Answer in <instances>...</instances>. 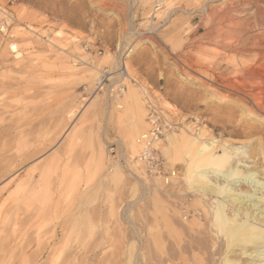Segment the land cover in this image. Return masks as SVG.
<instances>
[{"label": "rangeland", "instance_id": "374dc122", "mask_svg": "<svg viewBox=\"0 0 264 264\" xmlns=\"http://www.w3.org/2000/svg\"><path fill=\"white\" fill-rule=\"evenodd\" d=\"M233 2L0 0L13 18L0 33V264H178L163 226L174 210L190 214L175 216L173 226L188 227L206 245L193 233V214L208 206L186 184L192 166L186 170L185 146L176 143L164 157L156 144L163 170L148 175L126 144L147 126L124 99L135 91L144 111L138 88L144 86L181 121L177 135L198 133L202 141L250 152L264 145V111L235 84L240 63L256 69L263 62L253 57L252 36H264V20L254 21L256 11L264 16V0H252L243 13L231 11ZM236 20L250 27L234 29ZM233 37L249 51L237 57ZM122 62L130 78L119 74ZM104 70L112 87L125 88L121 96L96 91ZM258 76L245 90H264V71ZM207 250L194 264H207Z\"/></svg>", "mask_w": 264, "mask_h": 264}, {"label": "bare ground", "instance_id": "6f19581e", "mask_svg": "<svg viewBox=\"0 0 264 264\" xmlns=\"http://www.w3.org/2000/svg\"><path fill=\"white\" fill-rule=\"evenodd\" d=\"M250 2H252V0H235V2L231 3L229 6L232 12H235V13L242 12L243 13V11L246 10L247 5ZM255 5H258V4L256 3ZM256 12H257V15H255V20L252 19L255 21V26H257L259 23L262 22V20H264L263 14L260 11L259 12L256 11ZM221 14L223 13L221 12ZM252 20H250L251 24L253 23ZM231 25L234 29L239 28L238 30H244L247 27H250L247 25V23L242 22V21L239 22L237 20L236 22H231ZM218 30L220 33L221 29H218ZM230 31L228 32L230 33ZM59 33L60 32H57L56 35H58ZM232 34L234 35L233 32ZM259 36H263V34ZM259 36H252L253 37L252 39L253 40L255 39L256 41L255 48L253 49L254 51H256V55L253 57L255 59H262L263 62L259 64L256 67V69L252 68L249 64L240 63L239 65L242 70V73H238V74L240 76L241 81L240 83H238L235 77V84L243 88V95L249 96L253 100L254 104L252 103L250 104L255 105V107L259 109L260 111H264V99H263L264 90H261L260 88L258 92L254 91L257 93H252V91L250 90L249 92L245 90L246 84L251 86V88H253V85H254L253 81L257 77H259L258 76L259 70L264 71V40L259 39L258 38ZM262 38L264 39V36ZM224 41L228 42L226 40ZM231 46H233V52L235 54H238L237 57H239V54H241L240 52L247 53V51H249L244 41L238 42L237 37H233V42ZM253 53L255 54V52ZM234 58L233 60H235ZM231 64L235 66V64L233 63ZM64 68L68 70H73V68L71 69V67L65 66ZM230 68H232V66ZM119 72L121 76L130 78L131 69H130L129 64H125L124 62H122V66ZM124 103H125L126 110L130 114L131 113L134 114L135 112L137 113V115L136 114L135 115L138 116V121L137 120L136 121L141 126H144V127L147 126L145 120L143 119L144 111H143L142 105L135 91L129 90L128 94L125 96ZM118 107H121V106H118ZM251 131H252L251 128H248L247 134H251L252 133ZM128 134L126 132L125 135H128ZM142 134H144V132ZM142 134L140 135L138 134L139 135L138 137L136 135L134 137L131 136L132 138L130 137V135H128L127 137L128 139H127L126 144H128V146L132 150V153H137V155L139 152L138 150L139 145L137 143V140ZM121 139L123 141L124 137ZM260 141L261 140H259L258 143ZM178 142H182V144L186 148L184 156L189 159V163H185L186 166H188L186 170L187 169L189 170V168L192 166L191 172L186 179V184L189 188V191L192 194L196 195L199 198V200L201 201L204 200V203L201 202L204 206L205 205L208 206L207 210L206 209H204L203 211L201 210L202 213L195 212L193 214L192 223L195 226V229L196 230L198 229L197 232L193 230L194 227L193 228L191 227L192 231H194L193 232L194 234L199 235V236L200 234L203 235L204 237L203 239L205 240L207 247L205 244H202L203 242V240H201L202 238L199 237L200 238L199 242L202 241L201 244H199L195 242V239L193 237L189 236L188 227L187 228L186 226L181 227L182 228V229L180 228L181 230H177L173 226L174 225L173 219L175 218V216H176V219L178 218L180 220V217L184 218L186 217V215L190 214L189 211L186 212L185 210V212H182L183 211L182 210V211L175 212V210L174 211L171 210L172 212H170L167 217L163 215L166 219L164 220L165 222H163V226L165 227L167 231L166 236H168L169 243L172 246L174 245V247L178 248L177 249L178 252H176V250L174 251L175 254L178 253V255L176 256L178 259V264H194V262L199 260L200 259L199 257L203 255V252H202L203 248H207L209 250V251L207 250L208 251L206 253L207 256H205L207 258H204V260L207 259L205 260L207 264H264V145L260 142L258 145H256V148L255 149L252 148L253 150L250 152L247 150V147H244V146H235V145H231L228 143L218 144L217 140L202 141L200 140L198 133L192 136H188L186 133H181L180 135L173 133L172 135H169L165 138V143H162V140H161L157 142L156 144L159 143L162 145V149L164 151V157H168L167 153L171 149H173L176 143ZM216 145L218 146V151L215 149ZM137 165L135 167H138ZM193 165H196V166L193 167ZM199 166L200 168H197ZM37 199H39V197ZM1 202L3 203V201ZM203 220L204 222L201 223ZM180 223L182 222L180 221ZM163 229L164 228H162V230ZM160 233L162 232L160 231ZM189 233H192V232H189ZM156 235L153 234V237H152V243H153L155 252L158 251V241H157ZM187 237H191L192 240L190 238L185 240V238ZM161 239L163 238L161 237ZM184 241H185L186 246L181 245L183 244ZM164 246H165V243H164ZM159 261L161 262V260ZM167 261L169 264H174L172 259L171 260L168 259Z\"/></svg>", "mask_w": 264, "mask_h": 264}, {"label": "built area", "instance_id": "2783aa9c", "mask_svg": "<svg viewBox=\"0 0 264 264\" xmlns=\"http://www.w3.org/2000/svg\"><path fill=\"white\" fill-rule=\"evenodd\" d=\"M161 5L162 2L158 1L155 3V8L158 10ZM0 11L4 16L0 20V33L3 34L7 32L13 18L9 10L1 9ZM84 50L88 51V47L84 46ZM109 79L110 77L106 70L101 72L96 81V91H104L113 98L121 96L125 88L123 86L118 88L112 87ZM138 88L144 106L147 130L137 140L139 152L136 156V161L143 166L148 175L156 176L161 174L163 170L161 157L155 147L156 143L176 133L179 127L182 126V123L156 105L148 88L144 86H138Z\"/></svg>", "mask_w": 264, "mask_h": 264}]
</instances>
